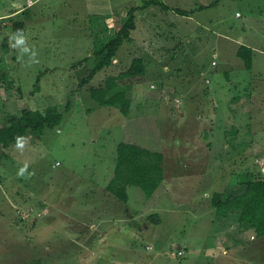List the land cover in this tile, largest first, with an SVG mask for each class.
Instances as JSON below:
<instances>
[{"label": "rangeland", "instance_id": "rangeland-1", "mask_svg": "<svg viewBox=\"0 0 264 264\" xmlns=\"http://www.w3.org/2000/svg\"><path fill=\"white\" fill-rule=\"evenodd\" d=\"M143 1L115 3L117 18ZM27 2L0 0V127L49 106L62 121L4 156L0 147V264H109L113 249L121 261L264 264V241L240 231L239 210L217 216L212 206L215 194L230 200L264 176V0L199 5L184 20L153 7L118 62L88 82L95 51L125 21L89 18L85 0H40L13 14ZM16 21L24 43L13 47ZM243 44L256 49L251 71L237 57ZM137 57L147 71L127 90V116L91 98ZM184 82L198 100L187 102ZM121 142L164 153L166 180L152 198L131 187L122 203L106 191ZM103 220L122 229L109 240L117 249L95 242Z\"/></svg>", "mask_w": 264, "mask_h": 264}, {"label": "trees", "instance_id": "trees-1", "mask_svg": "<svg viewBox=\"0 0 264 264\" xmlns=\"http://www.w3.org/2000/svg\"><path fill=\"white\" fill-rule=\"evenodd\" d=\"M151 5L154 3L147 2L141 7L133 8L126 22L115 32V36L107 43L101 44L94 53L96 65L84 82L90 81L97 73L113 65L121 47L126 41L131 40V34L136 29L138 12ZM161 5L166 11L172 10L180 15H187L185 11ZM22 13L24 10L16 16ZM24 28L23 21L13 23L14 34L22 33ZM253 55V50L246 45H241L237 51V57L243 61L248 71L253 68ZM146 71L147 64L144 59L134 58L126 70L108 78L104 87L91 89V98L101 106L116 107L121 104L122 114L127 116L131 108V101L126 95L127 90L131 89L134 83H139L140 80L143 82ZM0 84L3 85L1 82ZM35 91H39L38 87ZM61 121L62 114L56 106H49L44 111L24 109L19 116H13L6 125L0 127V147L3 149V156L6 151L22 146L28 137H41L46 129L57 127ZM164 181L165 156L162 152L129 142H121L117 145L116 165L106 191L118 201L128 202L129 187L139 188L147 198H152ZM245 185L246 192L230 200H225L221 194H215L212 206L217 216L239 210L240 231L252 230L257 237H264V176L248 179Z\"/></svg>", "mask_w": 264, "mask_h": 264}, {"label": "crops", "instance_id": "crops-1", "mask_svg": "<svg viewBox=\"0 0 264 264\" xmlns=\"http://www.w3.org/2000/svg\"><path fill=\"white\" fill-rule=\"evenodd\" d=\"M222 1L223 0H144L142 4H145L147 2L148 3L149 2H152V3H154V5H151L149 8L143 9L142 11H139L138 12L139 15L136 18V29L137 28H140V26L137 25L138 22L141 21V19H145L144 16H143L144 13L147 12V11H151L150 9L153 8V7L154 8L163 9V7H162L161 4L167 5L171 9H175V8L171 7L170 5H178V6H180V8L179 9H176V10L185 11V12H187V15H180L178 12H175V11H172V10L171 11H166L164 9L163 10L165 12H170L173 16L174 15L180 16L179 19L184 20V19H191V15L194 12L197 13V14H199L198 13L199 12L198 11L199 8H197V6L201 5L200 9H202V10H200V12H203V10H207L209 8L211 9L213 7H216L217 4L219 2H222ZM119 2H120V0L119 1H117V0H85L86 6L88 8V11H87L88 14L87 15H88L89 18H91V17H99L103 21H104V18H106L107 20L113 21L115 23H117V22L119 23V22H122V21H125L126 22L127 19H124V17L117 18V16H116L117 11L115 9V3H118L119 4ZM202 5H205V7H203ZM30 7H32V6H26L24 8L25 9L24 12L26 11L27 8H30ZM128 10H130V8ZM128 10H127L126 6L123 5L122 6V11H121V16L126 15V13H127ZM21 11H23V10L20 9L15 14H18ZM100 19L97 18V20H100ZM122 26L123 25H121V27ZM172 29L173 28H170V30H172ZM238 45H240V44H238ZM246 46H248L249 48H251L253 50V52L256 51V49H255V47L253 45H250L249 44V45H246ZM180 48H183V45H181ZM118 60H119L118 57H116V59L114 60V62L115 61L118 62ZM253 68H254V64H253ZM189 85H190V83H188V82H184L183 83V86H185V87H183V90H184V92L187 95V97H185V99L187 100L188 103L189 102H194V101L198 100V96H199V92H198L199 90H198V88H197L198 91H195V89H194L195 87L194 86L193 87H188ZM181 101H183V100H181ZM131 104H132V102H131ZM188 110H190V109H188ZM165 180H166V171H165ZM130 188L131 187L128 188V191H129ZM98 224H103V225H106V226H103V228H101V229H104V231L101 232V235H99L98 238H96V241L95 242H96L97 246L100 247L101 245H103V247L106 249V247L108 245H111V246H115V248L117 249L118 248V245H115L114 243H109V240H115L114 235H116V234H118V233L121 232V230H122L121 227L119 225H117V226L116 225L111 226L110 224H107V220H103V221H101ZM258 240L264 241V237H258ZM107 249L104 250V251H107ZM147 249H148V247H147ZM115 252H116V250L115 251H114V249L111 250V252H110L111 253V258L109 260V264H152V262H153V259L145 258L143 255H142L143 258H140L141 256L140 257L137 256L138 259H135L134 257H133V259H130V257H129L130 260H126V261L114 260V257L113 256H114V253ZM184 252L186 253L185 250H184ZM135 255L136 254H134V252H133V256H135Z\"/></svg>", "mask_w": 264, "mask_h": 264}, {"label": "clouds", "instance_id": "clouds-1", "mask_svg": "<svg viewBox=\"0 0 264 264\" xmlns=\"http://www.w3.org/2000/svg\"><path fill=\"white\" fill-rule=\"evenodd\" d=\"M11 39H14L16 41L15 44L13 45V47H17V46L22 45L24 43V36L20 35V33H17ZM24 51H27V49H24Z\"/></svg>", "mask_w": 264, "mask_h": 264}, {"label": "built area", "instance_id": "built-area-1", "mask_svg": "<svg viewBox=\"0 0 264 264\" xmlns=\"http://www.w3.org/2000/svg\"><path fill=\"white\" fill-rule=\"evenodd\" d=\"M38 1H40V0H28V2H27V6H32V4H34V2H38ZM238 15H240V14H238ZM149 249V248H148Z\"/></svg>", "mask_w": 264, "mask_h": 264}]
</instances>
